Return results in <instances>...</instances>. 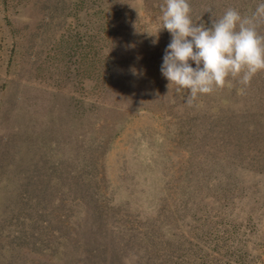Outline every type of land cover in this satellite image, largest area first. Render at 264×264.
<instances>
[{
  "label": "rangeland",
  "instance_id": "obj_1",
  "mask_svg": "<svg viewBox=\"0 0 264 264\" xmlns=\"http://www.w3.org/2000/svg\"><path fill=\"white\" fill-rule=\"evenodd\" d=\"M164 3L0 0V264H264V71L189 106Z\"/></svg>",
  "mask_w": 264,
  "mask_h": 264
},
{
  "label": "clouds",
  "instance_id": "obj_2",
  "mask_svg": "<svg viewBox=\"0 0 264 264\" xmlns=\"http://www.w3.org/2000/svg\"><path fill=\"white\" fill-rule=\"evenodd\" d=\"M161 10L159 31L166 29L172 39L160 70L168 88L188 93L189 106L200 95L223 88L229 78L247 86L255 74L264 71V35L258 31L264 25V2L250 15L228 8L212 20L210 28L193 22L188 0H165Z\"/></svg>",
  "mask_w": 264,
  "mask_h": 264
},
{
  "label": "trees",
  "instance_id": "obj_3",
  "mask_svg": "<svg viewBox=\"0 0 264 264\" xmlns=\"http://www.w3.org/2000/svg\"><path fill=\"white\" fill-rule=\"evenodd\" d=\"M85 179V177H83ZM86 180V179H85Z\"/></svg>",
  "mask_w": 264,
  "mask_h": 264
}]
</instances>
